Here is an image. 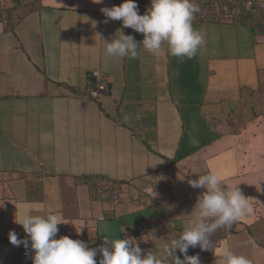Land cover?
<instances>
[{
	"label": "crops",
	"instance_id": "crops-1",
	"mask_svg": "<svg viewBox=\"0 0 264 264\" xmlns=\"http://www.w3.org/2000/svg\"><path fill=\"white\" fill-rule=\"evenodd\" d=\"M39 1L15 11L13 26L0 20V264H32L30 245L8 238H26L15 219L29 211L57 215L56 238L95 247L108 224V234L123 239L124 228L152 250L189 224L204 190L188 181L209 172L238 185L253 212L188 255L217 264L228 248L264 264V36L194 14L204 43L191 59L166 44L158 55L141 47L135 59L107 57L104 40L117 30L143 40L119 20L104 22L101 9L123 0ZM135 2L143 15L147 0ZM94 72L108 86L97 99L87 96ZM90 176L119 193L93 198Z\"/></svg>",
	"mask_w": 264,
	"mask_h": 264
},
{
	"label": "clouds",
	"instance_id": "clouds-1",
	"mask_svg": "<svg viewBox=\"0 0 264 264\" xmlns=\"http://www.w3.org/2000/svg\"><path fill=\"white\" fill-rule=\"evenodd\" d=\"M93 2L102 3V0ZM199 11L194 0H150V7L143 15L139 14L135 0H123L119 6L104 7L101 12L106 17L105 23L119 20L124 28L143 35V40L137 42L133 35L117 30L118 36L110 41L103 39L105 55L135 59L141 47L158 55L162 45L166 44L170 55L191 59L204 43L203 36L192 25L194 14ZM188 183L192 188L204 190L189 214L191 221L171 239L155 237L160 243L152 250H143L131 236L121 239L117 234H108V224L102 225L103 244L98 247H89L84 241L68 236L56 238L58 225L62 224L58 216L34 215L30 211L15 219L26 238H18L15 231H10L8 238L14 246L23 245L28 249L30 245L32 264H201L198 255H188V249L197 246L201 250L210 249L214 234L229 229L250 215L253 208L238 185L226 187L215 173L198 175ZM124 231V228L120 230L121 233ZM98 254L101 258L97 262ZM217 264H252V261L225 248Z\"/></svg>",
	"mask_w": 264,
	"mask_h": 264
},
{
	"label": "built area",
	"instance_id": "built-area-1",
	"mask_svg": "<svg viewBox=\"0 0 264 264\" xmlns=\"http://www.w3.org/2000/svg\"><path fill=\"white\" fill-rule=\"evenodd\" d=\"M194 3L199 5L200 11L195 17L201 23H235L245 10H254L259 18H264V0H194ZM92 78L97 84L89 89L87 96L97 99L108 92V86L102 82L103 76L100 72H94ZM39 164L42 167V174L45 177L49 176L43 164L41 162ZM144 227L145 225H142L140 229L144 230ZM126 235L129 236L126 232L122 233L123 238ZM102 244L103 242L98 243L95 247ZM100 258L98 254L97 262Z\"/></svg>",
	"mask_w": 264,
	"mask_h": 264
},
{
	"label": "trees",
	"instance_id": "trees-1",
	"mask_svg": "<svg viewBox=\"0 0 264 264\" xmlns=\"http://www.w3.org/2000/svg\"><path fill=\"white\" fill-rule=\"evenodd\" d=\"M39 2V0H0V20L8 19V25L13 26V17L19 14H14L15 11L19 9H23V13L33 11L39 7ZM147 5L150 7V0H147ZM20 16L18 15L19 18ZM236 23L250 27L255 36H264V18H259L254 10H245ZM87 180L93 198L99 197L107 201L112 199L114 194L119 193V185L108 179L90 176Z\"/></svg>",
	"mask_w": 264,
	"mask_h": 264
},
{
	"label": "rangeland",
	"instance_id": "rangeland-1",
	"mask_svg": "<svg viewBox=\"0 0 264 264\" xmlns=\"http://www.w3.org/2000/svg\"><path fill=\"white\" fill-rule=\"evenodd\" d=\"M257 145H259L258 143H256ZM260 147V146H259ZM257 152H259V154H262V151L258 150ZM261 156V155H260ZM261 203L263 204V210H264V196L263 198H261Z\"/></svg>",
	"mask_w": 264,
	"mask_h": 264
}]
</instances>
